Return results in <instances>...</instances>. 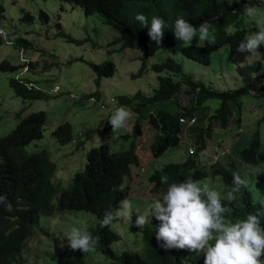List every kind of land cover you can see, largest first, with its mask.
Masks as SVG:
<instances>
[{
	"label": "rangeland",
	"instance_id": "obj_1",
	"mask_svg": "<svg viewBox=\"0 0 264 264\" xmlns=\"http://www.w3.org/2000/svg\"><path fill=\"white\" fill-rule=\"evenodd\" d=\"M257 6L264 11V0H260ZM0 7V25L7 34L16 35L14 43L11 44L6 43L0 36V60L8 59L11 63L20 65L17 70H0V135L7 133L17 123L19 120L16 116L17 111L20 110L21 115H25L43 109L47 115L43 122V135L26 143L25 148L29 152L42 148L48 151L55 162L53 183L68 186L73 173L84 168L86 151L91 146L105 141L109 143L111 150L127 148L132 136H124L123 133L130 132L134 121L138 119L144 135L135 138L136 142L141 141L142 144L138 148L139 164L131 165L130 171L123 176L121 184V187L126 188L128 192L124 198H128L133 203L130 215L134 211L150 212L152 202L159 198L157 191L151 187L152 182L147 179L148 173L154 167L164 161H183L191 156L196 166L210 170L213 153L229 147L231 155H237L238 150L248 143L255 131L260 138L257 162L240 161L238 165L241 177L248 181L247 188L253 201L264 203V182L260 178V173L264 170V95L248 91L233 100L231 102L233 114L228 125L219 127L213 123L212 135L206 137L205 146L195 151L193 155H190L192 153L188 148L191 145L194 149V143L183 136L177 145L169 147L159 156H153L150 152V143L157 132V127L151 126L145 115L139 116L127 107L131 111L128 130L112 134L108 121L111 113H107L86 96L79 97L85 92L97 91L101 101L105 102L110 96L131 95L137 90L150 93L158 85V76L169 73L165 70L157 72L150 65L153 62L163 61L168 56L178 61L182 70L191 74L193 79H199L220 89L235 88L243 84L241 76L236 71V66L239 64L257 60L260 68L253 72V76L261 74L264 77V46L250 55L237 51L231 53L227 44H223L211 53L210 62L204 64L186 57L180 50L183 42L175 39L173 45L159 47L148 56L145 68L137 73L141 65V49L121 47L119 42H112L118 36L114 26L103 21L99 13L85 14L79 3L70 0H0ZM40 9L48 13V21L41 20ZM24 12L30 13L32 19H23ZM56 22H59L61 28L72 36L86 40L77 44L66 40L61 34H55L58 28ZM238 28H244L246 35L249 30H257L254 20L245 18L244 14H240L225 26L227 32ZM213 34L214 28L211 30V35ZM202 42L198 39L193 41V43ZM75 57L95 62L111 59L116 69L112 74L102 75L96 81L97 74L85 61L77 59L67 62V59ZM28 60H34L35 64L34 66L26 64L22 68L26 72L21 76L32 79L33 83H29L33 84L32 87L38 86L35 82L42 87L57 82L60 84L58 93L45 91L47 96L32 99H24L14 93L8 84V78L19 73L23 62ZM171 75L174 79L180 77L178 74ZM181 88L171 98L147 105L145 111L165 108L171 112H180L191 107L194 102L188 96V91L184 96L182 95ZM219 102V98H208L204 103L209 107L194 108L192 113L202 114L206 110L212 113ZM61 121L70 123L73 139L77 138L78 141L72 139L60 143L55 139L52 129ZM91 128L94 130L91 131L90 136H86V130L90 132ZM223 155L219 159L221 163L233 159H226L229 153ZM198 181L208 183L223 196L227 195L232 185V183L226 184L220 175H212L211 172ZM52 201L56 202V196ZM236 220L238 219L233 221ZM79 226L97 228L99 218L94 212L85 209H55L50 214H40L23 242L21 253L24 264H55L54 241L57 239L60 243H67L65 233L72 227ZM110 227L117 233V238L110 244L116 253L128 250L146 257V242L142 233L132 226V219L127 222L117 220ZM83 256L85 264L119 263L118 258L106 255L97 248L94 252L83 253Z\"/></svg>",
	"mask_w": 264,
	"mask_h": 264
},
{
	"label": "trees",
	"instance_id": "obj_2",
	"mask_svg": "<svg viewBox=\"0 0 264 264\" xmlns=\"http://www.w3.org/2000/svg\"><path fill=\"white\" fill-rule=\"evenodd\" d=\"M79 3L85 14L99 13L103 21L110 23L118 31V36L112 42H119L121 47H139L141 49L140 73L146 66L148 56L162 46L173 45L175 37L172 32L174 22L178 17H184L192 24L198 26L204 20H210L213 24L215 43L207 41L192 43L181 46V52L198 62L208 64L211 53L223 44H227L231 53H234L241 41L246 36L244 28L227 32L225 26L244 13L243 3L237 4L230 0H70ZM260 1V0H259ZM257 0L250 3L257 5ZM246 2V0H245ZM1 9V7H0ZM142 13L149 17L155 15L163 17L168 27L161 46L151 41L147 35L148 27H142L135 20V16ZM39 15L42 21H48V13L40 9ZM23 19H32V15L24 12ZM55 34H61L66 40L80 44L86 38L74 37L64 31L59 22ZM21 40L28 41L25 38ZM20 44V43H19ZM21 45V44H20ZM85 61L97 74L96 81L102 75L112 74L115 63L111 59L101 62L87 60L82 57L67 59ZM34 66L35 61L26 62ZM17 64L8 59L0 60V70H16ZM150 67L157 71H167L168 74L158 76V85L150 93L141 90L131 95L118 94V104L130 107L139 116H148L151 126L157 127V132L150 143V152L153 156H159L169 146L177 145L180 141L179 132L182 126L183 115L192 114L193 106L180 112H171L165 108H157L155 112L145 111L147 105L167 98H171L181 87L188 93H196L192 100L202 104L208 98L220 99L219 105L214 112L202 114L199 122L191 126L190 136L197 144V149L205 145V137L210 135L213 123L219 127L228 125L233 109L231 102L241 94L253 90L254 94L264 95V77L259 74L253 76V72L259 70L257 60H251L236 66V71L241 76L243 84L235 88L219 89L206 84L199 79H193L191 74L182 70L181 64L173 57H166L163 61L153 62ZM171 74L180 77L174 79ZM15 76L8 78V84L14 93L24 99L45 97L48 94L42 90L28 87L26 81L29 78ZM183 85V86H182ZM198 89L196 90V87ZM94 94H97L94 92ZM17 123L5 134L0 135V195L6 197V203L0 204V264H24L21 253L24 239L30 233L31 227L38 221L40 214H50L55 209H85L94 212L99 218V226L87 227L94 238L99 239L97 249L114 258H118V264H204L202 253L189 252L187 250H165L159 246L156 240V230L159 221L152 217L151 222L144 228L135 227L136 213L131 215L133 227L142 233L146 242V257L135 251L122 250L116 253L110 246L117 238V233L110 227H101L106 210H113L119 201L128 195L127 189L122 188L123 176L129 171L131 164L139 163V155L136 151L135 138L142 133V127L138 119L133 128L124 136H132L127 148L111 150L108 142H101L91 146L86 151L84 168L76 170L68 186L53 183L52 177L55 162L51 159L46 149L33 152L26 150V143L42 137L43 122L47 115L43 109L31 111L21 115ZM139 118V117H138ZM205 120V122H203ZM86 130L85 135L90 136L94 128ZM52 134L60 142H68L73 139L72 128L68 121L59 122L53 129ZM260 146L258 132L255 131L248 143L238 150L235 159L226 164H214L211 166L212 175H220L226 183H232V174L241 171L238 162L256 163L257 153ZM161 175L168 177L166 184H161ZM208 175V171L195 166L191 156L183 161H164L148 173V180L152 182V189L158 196L173 182H180L188 177L198 180ZM264 182V170L260 174ZM56 196V202L52 198ZM226 197V196H225ZM223 203L232 208L231 218L245 219L248 213H262L261 224L264 226V203L254 202L250 190L245 187L236 195V200L229 203L226 199ZM53 257L55 264H85L82 251H72L68 243L54 241Z\"/></svg>",
	"mask_w": 264,
	"mask_h": 264
},
{
	"label": "clouds",
	"instance_id": "obj_3",
	"mask_svg": "<svg viewBox=\"0 0 264 264\" xmlns=\"http://www.w3.org/2000/svg\"><path fill=\"white\" fill-rule=\"evenodd\" d=\"M233 3H243L244 17L254 20L255 28L257 30H249L247 35L244 37V40L239 43L236 49L238 53H250V55H252L257 52L261 46H264V11H261L260 7L257 5L250 3V0H246V2L245 0H233ZM135 20L139 22L142 27H148L150 23L147 35L151 41L155 42L156 45L161 46L165 36V29L168 27L166 20L163 17L155 15L149 19V17L142 13H138L135 16ZM0 27L3 28L1 25ZM212 28L213 24L210 20H204L196 26L181 16L175 20L172 32L176 40L183 42V46L191 45L193 41L197 39L198 41H207L208 43L214 44L215 39L211 35ZM3 30L5 31V37L0 32L1 38L6 43H14L16 35H9L4 28ZM5 38L10 40V42H7ZM247 58L248 56L246 59ZM26 64V62H23L21 70L19 73L15 74V77L19 78L21 81V77L26 78L21 76L22 73L26 72V70L22 69ZM30 82L33 83V80L29 78L25 84L28 86ZM35 84L38 86L33 88L45 92L46 90H44V88L48 89L53 83L48 87H42L36 82ZM197 89L198 86L196 87V90ZM58 91L56 92L58 93ZM250 91L253 92L252 89ZM182 92H184L182 93L184 96L186 94V90L183 88ZM84 96L87 98L94 96L95 100L92 101L98 105L96 102V100L100 99L98 94H94L92 91L79 95V97ZM188 96L192 100V96L195 97L196 93H188ZM110 97L115 98L112 106L113 111L109 112L106 111L105 108H102L99 105L98 106L107 113H111L108 121L111 125L112 134L127 131L129 121L131 119V111L127 108L128 106L118 104L117 96ZM192 101L194 102V104L191 105L193 106L192 109L201 106L203 108L209 107L208 104L204 103L205 101L202 104L197 103L195 100ZM153 111L155 112V110ZM213 112L214 111H212V113ZM202 114L209 115L211 113L206 110L203 111ZM187 115L188 116L183 115L182 117L183 120H181L182 126L179 136L180 139L184 136L185 139H190L191 143H194V149L191 145L188 148V151L192 153L190 155H193V153L198 149L197 144L194 142L192 136H190L191 133L189 130L191 129V126L200 121L199 117L201 115H196L194 112ZM191 118H194V120H191ZM203 122H205V120H203ZM212 129L210 136L213 133ZM239 130L240 128L238 131ZM80 133L82 134L83 132ZM73 140L78 141L77 138ZM137 145L138 143L136 144V151L139 155ZM190 148H192V151H190ZM223 153H229V156L226 157V159H235V156L231 155L230 148L224 147L221 148L220 151H216L211 155L213 162L211 165L221 163L219 159ZM228 161H226V163ZM207 171L210 173V170ZM160 182L161 184H166L168 182V177L166 175H161ZM247 183L248 181L245 178H242L238 172H234L232 174V185L225 197L221 194V192L211 187L208 183L194 180L191 177H188L180 182H173L168 186L166 191L160 194L158 199L152 202L150 212L136 213L134 225L139 229H144L151 222L152 217L154 216L155 219L160 222L158 229L156 230L155 238L161 248L165 250L180 249L187 250L189 252H196L198 254L202 253L204 256V264H264V226H262L260 218L262 213H248L245 219H238L234 222L231 218L233 209L223 203L225 199L229 203L234 202L236 200L235 194L240 193L242 188L247 187ZM5 203L6 197L0 195V204ZM117 205L118 206L117 208L115 207L116 209L114 211H105L103 219L100 222L101 227H110L113 222L117 220L127 222L131 219V215L133 213L132 212L130 215V211L133 208L132 201L128 198H124L120 200ZM65 238H67L68 247L72 251L79 250L84 254L94 252L99 244V239L94 238L92 233L87 230L86 226L72 227L70 231L65 233Z\"/></svg>",
	"mask_w": 264,
	"mask_h": 264
},
{
	"label": "built area",
	"instance_id": "obj_4",
	"mask_svg": "<svg viewBox=\"0 0 264 264\" xmlns=\"http://www.w3.org/2000/svg\"><path fill=\"white\" fill-rule=\"evenodd\" d=\"M0 32L3 34V36L5 37V31L3 30V28L0 27ZM7 40V42H10V40H8L7 38H5ZM32 83V82H30ZM32 84H28V86H31ZM60 89V84L55 82L53 83L48 89L44 88V90L48 91V92H56ZM91 100H95L94 96H90L89 97ZM115 101L114 97H110L107 101L102 102L100 99L96 100V102L98 103V105L102 108H105L106 111H113L112 106L113 103ZM191 120H194V118H191ZM190 151H192V148H190Z\"/></svg>",
	"mask_w": 264,
	"mask_h": 264
},
{
	"label": "crops",
	"instance_id": "obj_5",
	"mask_svg": "<svg viewBox=\"0 0 264 264\" xmlns=\"http://www.w3.org/2000/svg\"><path fill=\"white\" fill-rule=\"evenodd\" d=\"M182 93H184V92H182ZM153 110H154V109H149L148 111H152V112H154ZM200 115H201V114H199V116H200ZM141 136H144L143 133H142ZM137 143H138L137 147L139 148V146H141V141H139V142H137Z\"/></svg>",
	"mask_w": 264,
	"mask_h": 264
}]
</instances>
